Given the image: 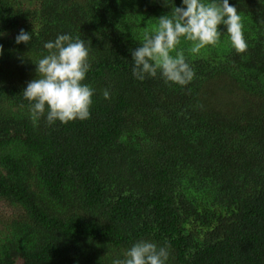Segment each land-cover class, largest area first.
<instances>
[{
  "label": "trees",
  "instance_id": "1",
  "mask_svg": "<svg viewBox=\"0 0 264 264\" xmlns=\"http://www.w3.org/2000/svg\"><path fill=\"white\" fill-rule=\"evenodd\" d=\"M174 4L0 0V264H112L142 239L167 264H264V0H229L245 53L221 24L199 54L182 38L187 86L140 81L130 50ZM61 34L90 46L91 118L34 123L22 91Z\"/></svg>",
  "mask_w": 264,
  "mask_h": 264
},
{
  "label": "clouds",
  "instance_id": "2",
  "mask_svg": "<svg viewBox=\"0 0 264 264\" xmlns=\"http://www.w3.org/2000/svg\"><path fill=\"white\" fill-rule=\"evenodd\" d=\"M221 24L226 26L236 52L245 53L248 44L244 38L242 18L229 0H221L220 3L215 0L208 3L182 0V6L174 4L172 15L160 16L153 32H145L141 46L130 50L134 61L133 76L143 81L156 78L159 74L165 82L187 86L194 79L195 71L187 62L183 50H177L182 38L191 42V53L199 54L207 46L215 47L220 43ZM5 34L0 32V36ZM31 41L32 33L24 29L15 37L17 44L27 45ZM44 48L48 54L33 61L36 78L27 82L22 91L29 101L33 122L42 117L49 125L56 121L67 124L90 119L95 90L83 83L91 67L90 46L80 37L61 34L54 41L46 42ZM173 52L175 55H172ZM2 53L3 45L0 44ZM103 96L111 98L108 90L103 92ZM169 249L170 245L158 246L142 239L124 253L123 259H113L112 264H167Z\"/></svg>",
  "mask_w": 264,
  "mask_h": 264
}]
</instances>
